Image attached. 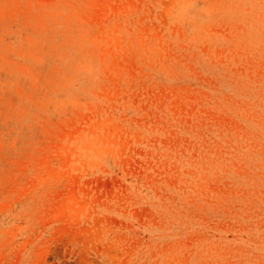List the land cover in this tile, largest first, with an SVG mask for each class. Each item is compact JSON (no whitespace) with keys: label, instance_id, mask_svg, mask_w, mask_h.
Segmentation results:
<instances>
[{"label":"rangeland","instance_id":"rangeland-1","mask_svg":"<svg viewBox=\"0 0 264 264\" xmlns=\"http://www.w3.org/2000/svg\"><path fill=\"white\" fill-rule=\"evenodd\" d=\"M128 1L0 0V264H264V0Z\"/></svg>","mask_w":264,"mask_h":264},{"label":"bare ground","instance_id":"bare-ground-1","mask_svg":"<svg viewBox=\"0 0 264 264\" xmlns=\"http://www.w3.org/2000/svg\"><path fill=\"white\" fill-rule=\"evenodd\" d=\"M127 1H128V0H127ZM130 1L133 2L132 0H130ZM170 1H171V0H170ZM108 2H109V1H108ZM172 2H173V0H172ZM128 3H129V1H128ZM133 3H134V2H133ZM110 4H111V3H110ZM171 4H172V3H171ZM105 5H106V4H105ZM113 5H114V3H113ZM126 5H127V3H126ZM111 6H112V5H111ZM111 6H110V8H111ZM123 6H125V4H124ZM130 6H132L131 3H130ZM134 6H135V5H134ZM169 6H170V5L168 4V7H169ZM112 7H113V6H112ZM119 7H120V6H119ZM132 7H133V6H132ZM132 7H131V8H132ZM171 7H172V5L170 6V9H171ZM173 7H174V6H173ZM120 8H122V5H121ZM127 8H128V7H127ZM106 9H107V8H106ZM118 9H119V8H118ZM168 9H169V8H168ZM103 13H104V11H103ZM183 15H184V14H183ZM115 21H116V20H115ZM103 23H104V22H103ZM108 23H109V22H108ZM116 24H117V23H116ZM112 25H113V24H112ZM106 26H107V25H106ZM115 27H116V25H115ZM147 27H148V26H147ZM108 28H109V27H108ZM113 28H114V27H113ZM123 28H124V27H123ZM141 28H143V27H141ZM141 28H140V29H141ZM145 28H146V27H145ZM145 28H144V29H145ZM106 29H107V28H106ZM114 29H116V28H114ZM114 29H113V31H114ZM146 29H148V28H146ZM146 29H145V30H146ZM104 30H105V28H104ZM104 30H102V31H104ZM117 30H118V29H117ZM119 30H120V29H119ZM142 30H143V29H142ZM105 31H106V30H105ZM146 31H147V30H146ZM139 32H140V31H139ZM144 32H145V31H144ZM144 32H141V33L144 34ZM102 33H103V32H102ZM109 33H110V32H109ZM111 33H112V32H111ZM141 33H140V35H141ZM106 34H107V33H106ZM153 34H154V35H155V34L158 35V33H153ZM110 35H111V34H110ZM120 35H121V34H120ZM147 35H148V34H147ZM151 35H152V33H151ZM159 36H160V35H159ZM103 37H104V36H103ZM106 37H107V36H106ZM151 37H152V36H151ZM107 38H108V37H107ZM110 38H111V37H110ZM141 38H142V35H141ZM145 39H146V38H145ZM159 39H160V38H159ZM142 40H143V39H142ZM110 41H111V40H110ZM112 42H113V41H112ZM118 44H119V39H118ZM118 44H117V45H118ZM142 44H143V43H142ZM144 44H145V43H144ZM119 46H120V45H119ZM120 48H121V47H120ZM109 50H110V49H109ZM118 51H119V49H118ZM111 52H112V51H111ZM122 52H123V51H122ZM126 53H127V52H126ZM117 56H118V55H117ZM127 58H128V60H130L129 57H127ZM117 59H118V58H117ZM125 59H126V57H125ZM113 60H114V59H113ZM122 60H123V59H122ZM131 60H133V59H131ZM114 61H115V60H114ZM114 61H113V62H114ZM118 62H119V60H118ZM120 62H121V61H120ZM120 62H119V63H120ZM131 62H133V61H131ZM114 64H116V63L114 62ZM126 64H127V63H126ZM120 65H121V64H120ZM127 65L129 66L130 64H127ZM124 66H125V65H124ZM120 68H121V67H120ZM120 68H119V69H120ZM131 68H132V67H131ZM134 68H135V67H134ZM120 70H121V69H120ZM128 71H129V70H128ZM122 72H123V71H122ZM131 72L133 73V69H131ZM134 74H135V73H134ZM118 81H119V80H118ZM115 83H117V82H115ZM119 83H120V82H119ZM118 88H119V87L117 86V90H118ZM114 89H115V88H114ZM161 91H162V89H161ZM155 93L157 94V92H155ZM184 93H185V92H184ZM160 95H161V94H160ZM176 98H177V97H176ZM134 99H135V98H134ZM163 101H164V100H163ZM182 108H183V107H182ZM109 116H110V115H109ZM110 117H111V116H110ZM98 118H99V117H98ZM105 120H106V119H105ZM105 120H104V124L106 125L107 122H105ZM107 120H108V118H107ZM99 121H100V119L98 120V122H99ZM101 121H103V120H101ZM101 121H100V122H101ZM155 121H156V120H155ZM100 122H99V123H100ZM94 123L96 124V122H94ZM99 123H98V124H99ZM114 123H115V122H114ZM118 123H119V122H118ZM115 125H116V123H115ZM115 125H113V128H112V129H114V128L116 127V129H117V131H118V125H117V126H115ZM92 126H93V125H92ZM106 126H107V125H106ZM106 126H105V127H106ZM108 126H110V125L108 124ZM88 127H89V126H88ZM122 127H123V126H122ZM112 129H111V130H112ZM82 130H83V129H82ZM94 130H95V129H94ZM108 130H109V129H108ZM119 130H120V129H119ZM113 131H114V130H113ZM117 131L114 133V135H116ZM82 132H83V131H82ZM122 132H124V131H122ZM103 133H104V131H103ZM105 133H106V132H105ZM98 134H99V133H98ZM108 134H109V133H108ZM121 134H122V133H121ZM121 134H120V136H121ZM127 134H128V133H127ZM87 136H88V135H87ZM95 136H96V135H95ZM82 137H83V136H82ZM114 137H115V136H114ZM156 138H157V137H156ZM101 140H103V139H101ZM105 140H106V139H105ZM105 140H104V141H105ZM180 140H181V139H180ZM88 142H89V141H88ZM90 142H91V141H90ZM109 142H110V141H109ZM114 142H116V141H114ZM167 142H168V141H167ZM81 143H82V142H81ZM94 144H95V143H94ZM94 144H93V145H94ZM97 144H98V143H97ZM125 144H126V143H125ZM90 145H91V144H90ZM109 145H110V144H109ZM84 146H85V145H84ZM97 146H98V145H97ZM86 147H87V146H86ZM88 147H89V146H88ZM99 147H100V146H99ZM99 147H98V148H99ZM101 147H102V146H101ZM120 147H121V145H120ZM124 147H125V146H124ZM130 147H131V146H130ZM93 148H94V146H93ZM94 149H96V148H94ZM94 149H93V150H94ZM123 149H124V148H123ZM93 150H92V151H93ZM118 150H119V149H118ZM95 152H96V151H95ZM88 153H89V152H88ZM96 153H97V152H96ZM121 154H122V153H121ZM87 160L90 161L89 159H87ZM82 163H83V162H82ZM84 164H85V163H84ZM97 164H98V162H97ZM131 164H132V163H131ZM126 187H127V186H126ZM96 188H97V187H96ZM112 190H113V189H112ZM84 191H85V189L83 190V192H84ZM75 192H76V191H75ZM87 193H88V192H87ZM111 193H112V192H111ZM115 193H116V192H115ZM102 194H103V192H102ZM72 195H73V193H72ZM93 195H94V194H93ZM109 195H110V194H109ZM119 195H120V194H119ZM74 196H75V195H74ZM74 196H72V197H74ZM77 197H78V196H77ZM87 199H88V198H87ZM79 200H80V199H79ZM118 200H119V199H118ZM94 201H95V200H94ZM83 203H85V202H83ZM83 203L80 204V205H83ZM91 204H92V203H91ZM94 205H95V204H94ZM94 205H93V206H94ZM80 209H82V208L80 207ZM83 210H84V209H83ZM141 215H142V214H141ZM99 220H100V219H99ZM112 227H113V226H112Z\"/></svg>","mask_w":264,"mask_h":264}]
</instances>
